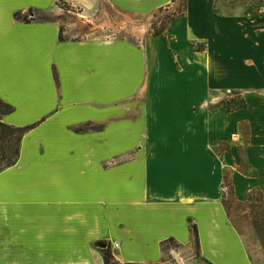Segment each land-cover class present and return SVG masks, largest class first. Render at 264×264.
Wrapping results in <instances>:
<instances>
[{
	"label": "crops",
	"instance_id": "1",
	"mask_svg": "<svg viewBox=\"0 0 264 264\" xmlns=\"http://www.w3.org/2000/svg\"><path fill=\"white\" fill-rule=\"evenodd\" d=\"M100 1L0 0L1 120L28 127L0 171V264H105L102 242L123 264H157L171 239L194 247L190 220L201 257L254 264L222 195L227 173L239 201L264 195V33L245 0H187L141 43L15 17ZM107 1L141 15L174 2ZM235 91L247 105L229 110Z\"/></svg>",
	"mask_w": 264,
	"mask_h": 264
},
{
	"label": "rangeland",
	"instance_id": "2",
	"mask_svg": "<svg viewBox=\"0 0 264 264\" xmlns=\"http://www.w3.org/2000/svg\"><path fill=\"white\" fill-rule=\"evenodd\" d=\"M234 2L237 1L234 0ZM59 4L60 6L55 11L43 12L40 16L43 19L58 20L64 38L68 39L118 37L141 43L147 34L150 32L162 33L172 20L178 18L181 13L185 15L187 12L183 0H175L170 5L145 15L117 8L107 0H101L98 6L90 12H85L64 2ZM183 10L184 12H182ZM238 10L241 15H244L245 23H249L250 27H258L257 30L264 33V0H245L244 12L241 13L242 10ZM191 41L195 48L205 47L206 41ZM243 100L242 95L235 91L231 97L222 102V105L225 106L227 103V106L235 108ZM15 136V134L10 135L9 133L1 136L0 133V149L3 146H8L10 137L12 139ZM227 146V144H223L219 150L224 151ZM240 146L239 151L242 153L243 150ZM2 155L4 158L9 157L8 154L0 151V157ZM225 190L230 192L231 189L225 188ZM228 197L231 221L242 234L254 264H264V195L261 196L255 192L251 203L236 200L231 193ZM165 249H169L165 262L157 264H213L199 255L196 240L193 248H187L176 241H170ZM175 249H178L177 252L174 251Z\"/></svg>",
	"mask_w": 264,
	"mask_h": 264
},
{
	"label": "trees",
	"instance_id": "3",
	"mask_svg": "<svg viewBox=\"0 0 264 264\" xmlns=\"http://www.w3.org/2000/svg\"><path fill=\"white\" fill-rule=\"evenodd\" d=\"M175 1V0H174ZM184 1V7L187 8V4L188 1L187 0H183ZM37 13V15L34 14ZM184 12V10L182 11ZM38 13H40L39 9H34L31 8L28 10V12H22V11H18L15 13V17L17 20H22V21H33L36 19H43L40 14L38 15ZM183 14L181 13L178 17L182 16ZM176 19V18H175ZM158 34V32H157ZM160 34V33H159ZM60 38L61 39H65L63 36V31L61 29V33H60ZM227 103H225V106L229 108V110H235V109H239V108H243L246 107V102L245 100L242 101V103L240 105H238L235 108H231L230 106L226 105ZM13 110V107L4 102L1 97H0V133L1 136L5 135L6 133H9L10 135H16L14 138L9 139L10 143L8 146H3L1 147L0 151L4 152V154H8L9 157L4 158V155H2V157H0V171H2L3 169L13 165L16 163L19 154H20V142H21V138L24 135V133L27 131L28 127H14V126H10L8 124H5L4 122H2L1 120V116L4 113L10 112ZM225 188H230V192H227L225 190ZM257 193L258 195L260 194L261 196H263V193L261 191H259L258 189H255L253 192H251V194L249 195V198L247 201L248 203H251L253 201V197H254V193ZM232 194L233 198L238 200L237 197L235 196L234 193V189L229 177V174L227 173L225 175V182L223 184V203L224 206L226 207L228 214L230 216V204H229V194ZM231 217V216H230ZM190 228L193 231V233L196 235V241H197V245L199 246V233H198V227L197 224L194 223L192 220H190ZM169 241H174V240H169ZM106 247H102V251H103V256H104V260H105V264H123L121 263L119 260L116 259V257L114 256L113 252H112V248H111V244L107 243Z\"/></svg>",
	"mask_w": 264,
	"mask_h": 264
},
{
	"label": "water",
	"instance_id": "4",
	"mask_svg": "<svg viewBox=\"0 0 264 264\" xmlns=\"http://www.w3.org/2000/svg\"><path fill=\"white\" fill-rule=\"evenodd\" d=\"M100 246H101V247H106L107 244H106L105 242H102V243L100 244Z\"/></svg>",
	"mask_w": 264,
	"mask_h": 264
},
{
	"label": "built area",
	"instance_id": "5",
	"mask_svg": "<svg viewBox=\"0 0 264 264\" xmlns=\"http://www.w3.org/2000/svg\"><path fill=\"white\" fill-rule=\"evenodd\" d=\"M118 245H119V244H117V243L115 244V246H118Z\"/></svg>",
	"mask_w": 264,
	"mask_h": 264
}]
</instances>
